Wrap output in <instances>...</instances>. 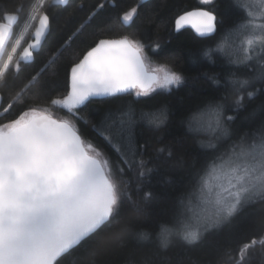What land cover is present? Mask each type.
<instances>
[{
	"label": "snow or ice",
	"instance_id": "1",
	"mask_svg": "<svg viewBox=\"0 0 264 264\" xmlns=\"http://www.w3.org/2000/svg\"><path fill=\"white\" fill-rule=\"evenodd\" d=\"M57 2L67 5L68 0ZM210 2L202 0L205 4ZM45 3L46 0H36L30 16L31 20H38V25H30L35 27L34 43L18 53L20 40L16 41L0 71V87H7V73L12 70L13 62L18 73L21 62L31 61L33 50L50 30ZM240 6L246 10L251 6L258 8L257 13L247 11L250 19L241 27L253 29L245 41V60L252 59L254 46L259 45V72L264 78V23H256L264 20V0H252L251 5ZM138 7L123 12L120 20L129 24ZM17 19L9 12L3 13L6 22H0V54L6 49ZM215 21L216 16L211 11H185L175 19V29L190 26L203 36L215 31ZM83 27L81 25L77 33ZM73 39L75 36H70L66 45ZM93 44L78 62L72 63L66 93L49 99L48 107H40L39 95L32 94L30 98L25 95L39 82L47 67L34 74L26 87L13 91L7 102L0 95V112L4 117H9L16 109L11 118L0 121V264H60L81 245L84 248L80 264H97L96 258L122 240L129 230L128 221L121 216L124 198L119 177L123 176L124 168H114L110 160L101 159V152L83 138L79 130L80 107L91 97L131 91L137 96H148L159 88L179 84L182 77L167 65L149 72L145 46L134 37L99 38ZM56 55L53 54L51 63L55 62ZM233 83L244 88L248 81ZM56 107L66 111L70 118L56 117L53 112ZM221 110L220 105L209 110L216 117V127L221 124ZM142 118L153 124L160 122L156 114L143 113ZM132 120L128 111L109 114L106 128L100 134L113 145L122 164H127L129 169L138 164L139 174L143 176L146 162H137L132 151ZM125 144L131 151V160ZM196 175L198 185L195 192L189 194L185 206L191 215L181 228L161 225L158 239L162 247H167L173 234L180 235L188 244L196 243L201 238V228H214L229 221L250 205H264V126L256 133L241 137L224 153L210 158V162L206 160ZM129 210L139 212L140 209L132 206ZM137 237L148 238L143 232ZM257 243L264 245V236L244 242L239 250L241 258ZM226 255L231 258L229 253Z\"/></svg>",
	"mask_w": 264,
	"mask_h": 264
},
{
	"label": "trees",
	"instance_id": "2",
	"mask_svg": "<svg viewBox=\"0 0 264 264\" xmlns=\"http://www.w3.org/2000/svg\"><path fill=\"white\" fill-rule=\"evenodd\" d=\"M35 3L36 0H0V22L4 12L14 13L18 18L0 62V71L16 36L20 40L18 53L30 40L35 28L30 25L38 21L30 19ZM101 4L103 8L99 7ZM138 5L133 21L125 25L120 20L121 15ZM199 6L217 15V33L201 38L187 28L175 32L173 24L177 15ZM45 11L50 17V30L33 61L21 63L18 73L13 62L12 70L7 73V87H0L5 102L13 91L26 87L34 74L47 67L39 82L25 95L29 98L32 94L39 95L40 107H48L49 99L66 93L72 63L78 62L82 53L99 38L134 37L145 46L147 63L167 65L182 77L179 84L157 89L148 96H137L131 91L90 99L80 107L79 130L83 138L101 152V159L110 160L114 168H124L123 176L119 177L124 198L121 216L128 221L129 230L122 240L96 258L97 264H144L145 261L147 264H219L220 261L264 264V245L260 243L248 249L242 258L239 252L244 242L264 236V205L261 204L243 208L229 221L205 231L196 243L188 244L172 235L167 247H162L158 239L161 225L181 223L189 194L198 185L196 173L206 160L210 162V158L224 153L241 137L256 133L264 126V78L259 72L260 63L238 64L213 51L225 29L246 19L244 9L235 0H212L207 4L200 0H149L145 3L140 0H69L65 6L52 5L51 0H46ZM81 25L84 27L77 33ZM70 36L75 39L66 45ZM53 54L57 55L51 63ZM230 80L251 82L240 88L227 84ZM217 103L222 106V127L215 134L218 140L213 146L208 135L191 128L190 121L199 111ZM15 111L14 108L12 114ZM119 111L131 112L133 116L131 140L136 161L146 162L143 176L139 174L138 164L130 169L122 164L118 153L100 134L106 128L109 114ZM160 111L163 118L158 124L142 118L143 113ZM53 112L58 118H70L59 107ZM12 114L4 117L0 112V121L11 118ZM128 159H132V154ZM132 206H138L139 212L130 211ZM140 232L146 233L148 238L138 239ZM83 248L81 245L72 251L60 264H80Z\"/></svg>",
	"mask_w": 264,
	"mask_h": 264
},
{
	"label": "rangeland",
	"instance_id": "3",
	"mask_svg": "<svg viewBox=\"0 0 264 264\" xmlns=\"http://www.w3.org/2000/svg\"><path fill=\"white\" fill-rule=\"evenodd\" d=\"M200 1L202 2V0H200ZM235 1L239 5H242L244 3H249L250 5L252 4V0H235ZM248 10H251L253 13L258 12V8L255 6H251L250 9H247V10L244 9V12H245L244 14H245L246 19L241 21L235 27L231 28L229 31H227V33H224V35H222L218 39V41L215 43L216 45L213 46V49H214L213 51L221 53L225 57H228V59L235 61L238 64H242L244 62H249V61L245 60L246 53L244 52V48L247 46L245 41L253 33V29L251 26L241 27V25H244L245 22L248 19H250V17H248V15H247ZM256 23H264V20H257ZM21 32H22V30L20 31V33ZM257 34H259V30H257ZM17 39H18V35L16 36V38L14 40L13 46H15ZM221 46H222L223 50H221ZM251 55H252V59L250 60V62L254 61L255 63H260L259 62V56H260L259 45L254 46V51L251 53ZM145 62H146V60H145ZM146 66L149 70H153L154 68L158 67V65L156 63H153V62L152 63L146 62ZM235 81H240V80H235ZM233 82H234V80H231V82H230L231 85L239 86L238 84H235ZM250 82L251 81H248V83H250ZM161 89H164V88H161ZM216 105H219V103H217ZM211 107H214V106H211ZM211 107L209 106L207 109H203L202 111H199L197 114H195L194 117H192V119L190 121V125H191V128L193 130L199 131L203 134L208 135L209 141H211L212 145L215 146L217 143V140H218V138H217V136H215V134L217 131H219L221 129L222 124H220V127H216V122H215L216 117L213 116L209 111ZM161 112L162 111L156 113V115L159 116V120H161L163 118V114ZM111 146L113 147L112 144H111ZM125 151L128 153V156H131V151L128 150L126 144H125ZM132 151H134V145H133ZM101 158H103V157H101ZM195 189L192 193L195 192ZM188 199H187V203H188ZM192 199H193V203H195V196H193ZM187 203H186V205H187ZM190 215H191V213L187 212L186 207H185L181 223L174 226V227L181 228L183 226V224L188 220ZM220 225L221 224L217 225L216 227H218ZM210 229H212V228H207V229L201 228V233L203 234V233H205V231L210 230ZM173 235L180 237V235H178V234H173Z\"/></svg>",
	"mask_w": 264,
	"mask_h": 264
},
{
	"label": "water",
	"instance_id": "4",
	"mask_svg": "<svg viewBox=\"0 0 264 264\" xmlns=\"http://www.w3.org/2000/svg\"><path fill=\"white\" fill-rule=\"evenodd\" d=\"M147 1H149V0H140L141 3H145V2H147ZM68 2H69V0H68ZM51 4H52V5H58V6H65V5H61V4H59V3L57 2V0H51ZM198 9H202V10L210 11L209 9H207V8H205V7H195V8H191V9H189V10H186V11H193V10H198ZM184 12H185V11H184ZM184 12H182V13H180V14H183ZM211 12H212V11H211ZM212 13L216 16V21H215L216 29H215V31H214L213 33L201 36V35H199L198 33H196V31H195L194 29H192L190 26H185V27H183L182 29H184V28H189V29H191V30L194 32V34H195L196 36L201 37V38H206V37L213 36V35L217 32V15H216L214 12H212ZM12 14H13L14 16L17 17L16 14H14V13H12ZM46 14H47V13H46ZM180 14H179V15H180ZM176 18H177V17H176ZM176 18H175V19H176ZM16 21H17V20H15V21L13 22V25H15ZM1 22H6V21L2 20ZM36 25H38V21H37ZM182 29H181V30H182ZM13 30H14V26H13ZM174 31H175V32H178V31L175 29V20H174ZM179 31H180V30H179ZM34 32H35V28L33 29L32 33H31V38H30V40L28 41V43H27L24 47H27L29 43H34ZM48 32H49V31H48ZM47 34H48V33H47ZM47 34H46V36H47ZM12 35H13V31H12V34H11L10 38L12 37ZM10 38H9V40H8V42H7L6 49H7V47H8V44H9ZM45 38H46V37H45ZM45 38L42 39V42H41V44L38 46V48H36V49L33 50V57H32V59H31V61H33L35 53H37V52L40 50V48H41V46H42V44H43ZM119 38H121V37H116V38H106V39H119ZM93 46H94V45H93ZM24 47H23V48H24ZM23 48L21 49L20 52L23 51ZM6 49H5V51H4L3 54H0V62H1V60L3 59V57H4V54H5V52H6ZM31 61H24V62H21V63H29V62H31ZM145 64H146V63H145ZM146 67H147V66H146ZM147 69H148V68H147ZM148 70H149V69H148ZM151 71H152V70H149V72H151ZM68 86H69V85H68ZM121 94H125V93H120V94H117V95H121ZM0 95H1V93H0ZM117 95H116V96H117ZM106 97H112V96L91 97V98H89V100H90V99H102V98H106ZM89 100H88V101H89ZM86 102H87V101H86ZM86 102H85V103H86ZM82 106H83V105H82ZM82 106H81V107H82Z\"/></svg>",
	"mask_w": 264,
	"mask_h": 264
},
{
	"label": "flooded vegetation",
	"instance_id": "5",
	"mask_svg": "<svg viewBox=\"0 0 264 264\" xmlns=\"http://www.w3.org/2000/svg\"><path fill=\"white\" fill-rule=\"evenodd\" d=\"M212 1V0H211ZM201 2V1H200ZM202 3V2H201ZM202 4H205V3H202ZM199 7H205V6H199ZM195 8V7H194ZM206 8V7H205ZM208 9V8H207ZM189 10V9H188ZM210 10V9H209ZM213 12V11H212ZM178 16V15H177ZM217 21H218V18H217ZM173 29H174V24H173ZM187 29H189V28H187ZM189 30H191V29H189ZM230 29H225V31H224V33H227V31H229ZM217 31H218V23H217ZM191 32L194 34V32L191 30ZM217 33V32H216ZM215 33V34H216ZM195 35V34H194ZM198 37V36H197ZM227 82V84H229L230 86H232L231 85V80L230 81H226ZM225 81L223 82V84H225L226 83ZM221 83V82H220ZM222 84V83H221ZM169 88V87H168ZM240 97V96H239Z\"/></svg>",
	"mask_w": 264,
	"mask_h": 264
}]
</instances>
